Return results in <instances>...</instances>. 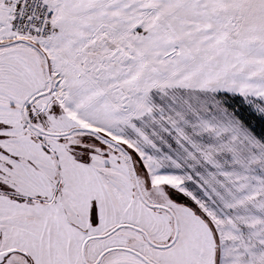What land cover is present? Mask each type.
<instances>
[{"label":"snow or ice","instance_id":"obj_1","mask_svg":"<svg viewBox=\"0 0 264 264\" xmlns=\"http://www.w3.org/2000/svg\"><path fill=\"white\" fill-rule=\"evenodd\" d=\"M0 264H264V0H0Z\"/></svg>","mask_w":264,"mask_h":264}]
</instances>
